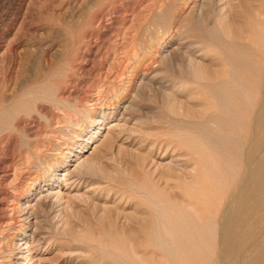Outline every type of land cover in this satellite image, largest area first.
I'll list each match as a JSON object with an SVG mask.
<instances>
[{"label": "rangeland", "instance_id": "obj_1", "mask_svg": "<svg viewBox=\"0 0 264 264\" xmlns=\"http://www.w3.org/2000/svg\"><path fill=\"white\" fill-rule=\"evenodd\" d=\"M202 1L0 0V111L31 93L5 115L10 130L0 134V264H15L4 252L33 231L19 221L28 203L20 200L32 187L28 204L45 237L34 264L172 261L145 243L165 232L159 212L193 202L187 175L196 174V162L187 137L216 112L209 86L230 69L231 54H218L210 38L218 0ZM222 3L230 6V30L218 25L224 45L264 55L251 41L264 24V0ZM205 47L212 52L196 51ZM194 59L200 63L188 70ZM197 64L220 78H185ZM68 117L77 120L74 128ZM65 128L79 137L57 134ZM32 155L48 171L70 165L74 184H61L70 197H39L47 175L36 171Z\"/></svg>", "mask_w": 264, "mask_h": 264}, {"label": "bare ground", "instance_id": "obj_2", "mask_svg": "<svg viewBox=\"0 0 264 264\" xmlns=\"http://www.w3.org/2000/svg\"><path fill=\"white\" fill-rule=\"evenodd\" d=\"M222 2L218 0L220 14L217 23L213 25L214 30L212 28L210 31V38L215 42L218 54H231L226 60L230 69L225 72L224 79L209 86L207 95L216 100L209 108L216 112L197 126L196 137H187L190 156L196 162V174L187 175L192 184L188 189L193 202L186 209L179 208L172 213L159 212V223L164 225L165 232L155 233L157 239L145 243V247L152 246L170 256L172 261L166 264H211L215 257L212 264H264V93L261 95V91L264 92V55L259 56L258 51L249 45H224L220 33L222 29L226 31L230 28V23L227 24L230 6ZM234 32L242 34L243 28H235ZM251 41L256 46L260 44L264 51V24L259 25ZM196 51L207 54L211 50L205 47ZM132 57L137 59L136 52H133ZM194 60H190L188 70L200 63ZM200 65L197 64L196 70L192 69L184 77L204 78L208 73V78H220L219 73H210L209 68ZM256 66L263 67V70H256ZM27 96L30 97L31 93L16 99L19 101L15 100L17 104L11 105L14 110L11 107L2 108L0 134L10 130L5 126L9 122L5 120V115L8 113L11 117L13 111L25 104L24 98ZM68 120L69 126L74 128L77 120L70 117ZM94 120L99 127L104 123L101 118L96 117ZM211 122L217 127L209 128ZM69 128L60 129L57 134L65 133ZM74 134L79 137L77 133ZM56 145L61 146L59 143ZM76 158L79 159L78 156ZM33 159V163L38 166L36 171L47 175L44 180L41 178L47 189L43 188L39 197H57L60 201L65 196L70 197L71 192L65 194L61 190L62 183L66 188L74 184L71 183L73 171L65 170L70 165L58 162L48 171L43 166L45 161L42 158L33 156ZM76 169L78 171L79 168L76 166L74 172ZM33 193L32 187L20 203L24 200L30 203ZM28 203L22 209L24 213L20 215L19 221L27 224L28 228L34 226L33 231L19 235L15 242L16 249L4 252L7 257L14 258L15 264H25L24 261L34 264L39 261L37 254L45 239L40 221L33 219V207Z\"/></svg>", "mask_w": 264, "mask_h": 264}]
</instances>
